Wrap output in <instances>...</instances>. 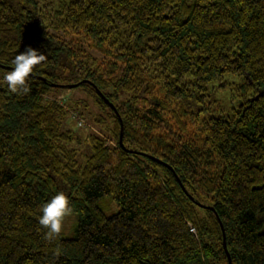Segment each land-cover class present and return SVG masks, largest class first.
Here are the masks:
<instances>
[{
  "label": "trees",
  "instance_id": "obj_1",
  "mask_svg": "<svg viewBox=\"0 0 264 264\" xmlns=\"http://www.w3.org/2000/svg\"><path fill=\"white\" fill-rule=\"evenodd\" d=\"M28 47L47 59L13 93L1 73ZM226 75L236 106L191 112ZM75 91L116 145L88 135L82 163ZM60 192L74 233L48 241L41 208ZM0 264H264V0H0Z\"/></svg>",
  "mask_w": 264,
  "mask_h": 264
},
{
  "label": "rangeland",
  "instance_id": "obj_2",
  "mask_svg": "<svg viewBox=\"0 0 264 264\" xmlns=\"http://www.w3.org/2000/svg\"><path fill=\"white\" fill-rule=\"evenodd\" d=\"M53 34L57 35L61 39H67L66 35L62 32H53ZM80 40L81 47L85 49L90 55L93 57L103 59L104 56L95 52L92 48H90L86 41L80 37H77ZM10 72L8 70H3L1 75L2 78L4 75ZM4 81V80H3ZM241 81V76H229L226 75L223 78L222 82L211 84L208 88V97L201 103H191L189 106L190 111L197 113L199 117L206 118L208 115L214 114L217 115L222 111L229 112L232 108L236 106L238 103V97L236 92V87L238 83ZM64 99L62 102L68 101V96L73 98L74 100L83 99L87 104V110L83 112V119H80L77 114L78 112H82V109L79 108L78 112H73L71 115L68 116L66 122L67 125L71 126L73 131L77 134L80 138V144H74L73 147L79 149L80 152L78 154L77 160L79 163L84 161V154L89 155L90 150L88 144L85 142V139L90 134H95L100 137L108 138V145L111 147H115V142L108 137L106 134L105 127L109 126V119L106 116L104 111H101L97 108V106L93 103L91 98L87 97L80 91L70 92L63 94ZM208 108L207 111H203V108ZM87 111H90L92 115H86ZM101 118V123H94L93 117ZM77 116V118H76ZM155 117V116H153ZM82 120L85 123L79 124L78 121ZM159 124V129L167 134L170 137H173L175 140H179L176 135L178 134V129L175 126V120L169 114H162L160 118L156 121ZM104 135V136H103ZM103 212L106 216H111L115 214L118 210V207L114 203L112 197H106L99 202ZM76 224V219L73 214H68L64 221L63 227L61 231V236L63 238H71L74 233V227Z\"/></svg>",
  "mask_w": 264,
  "mask_h": 264
},
{
  "label": "clouds",
  "instance_id": "obj_3",
  "mask_svg": "<svg viewBox=\"0 0 264 264\" xmlns=\"http://www.w3.org/2000/svg\"><path fill=\"white\" fill-rule=\"evenodd\" d=\"M46 59V55L40 54L31 47L16 55L12 61L13 70L3 77L8 89L13 93L22 91L23 94H27L30 91L27 86L29 76ZM71 211L68 197L63 192L56 194L42 206L39 224L47 230L44 236L46 240L52 241L60 235L63 221Z\"/></svg>",
  "mask_w": 264,
  "mask_h": 264
},
{
  "label": "water",
  "instance_id": "obj_4",
  "mask_svg": "<svg viewBox=\"0 0 264 264\" xmlns=\"http://www.w3.org/2000/svg\"><path fill=\"white\" fill-rule=\"evenodd\" d=\"M78 85V83H76V84H73V85H69L68 87L69 88H72V87H75V86H77ZM60 87H64V85H60ZM110 104V103H109ZM110 107H112V105L110 104L109 105ZM113 108V107H112ZM114 110V109H113ZM120 127L122 128V123L120 122ZM218 222H219V224H220V221L218 220ZM220 226H221V224H220ZM222 230V229H221ZM222 235H223V245H224V248H225V243H224V233H223V230H222Z\"/></svg>",
  "mask_w": 264,
  "mask_h": 264
},
{
  "label": "built area",
  "instance_id": "obj_5",
  "mask_svg": "<svg viewBox=\"0 0 264 264\" xmlns=\"http://www.w3.org/2000/svg\"><path fill=\"white\" fill-rule=\"evenodd\" d=\"M76 118H77V116H76ZM78 123L81 124V123H85V122H83L82 120H79ZM189 231H190L191 233H193V234L195 233L194 230H193V228L191 227L190 224H189Z\"/></svg>",
  "mask_w": 264,
  "mask_h": 264
}]
</instances>
